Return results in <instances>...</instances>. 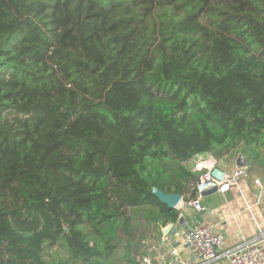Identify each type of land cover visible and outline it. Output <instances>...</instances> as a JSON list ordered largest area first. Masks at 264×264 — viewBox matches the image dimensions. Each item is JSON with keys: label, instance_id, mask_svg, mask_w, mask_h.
<instances>
[{"label": "trees", "instance_id": "1", "mask_svg": "<svg viewBox=\"0 0 264 264\" xmlns=\"http://www.w3.org/2000/svg\"><path fill=\"white\" fill-rule=\"evenodd\" d=\"M208 154L264 157V0H0V264H142Z\"/></svg>", "mask_w": 264, "mask_h": 264}, {"label": "built area", "instance_id": "2", "mask_svg": "<svg viewBox=\"0 0 264 264\" xmlns=\"http://www.w3.org/2000/svg\"><path fill=\"white\" fill-rule=\"evenodd\" d=\"M222 160L213 155H199L195 160L194 169L200 172L199 180L194 186L197 196L189 198L184 206H190L196 211L205 209L202 192L216 187L217 192L226 193L239 188L247 175L248 166L238 167L237 164L230 172L221 166ZM220 167L224 176L219 179L212 174L214 168ZM255 186L260 190L258 198L262 196L263 185L259 179L255 180ZM182 244L187 246L192 255L197 258V264H264V229L253 239L228 245L225 235L213 224L197 222L191 225L182 236ZM176 248L160 255L164 264H172L170 258L178 256ZM144 264H152L149 257L144 258Z\"/></svg>", "mask_w": 264, "mask_h": 264}, {"label": "crops", "instance_id": "3", "mask_svg": "<svg viewBox=\"0 0 264 264\" xmlns=\"http://www.w3.org/2000/svg\"><path fill=\"white\" fill-rule=\"evenodd\" d=\"M221 167L227 172L233 170L224 164ZM215 193L203 196L204 212L184 206L186 199L183 198L178 209H183L182 214L186 215L188 228L197 222L211 223L225 235L230 246L257 237L264 229V196L259 199V193L251 191L247 185L226 193ZM164 228L159 247H153L156 248V254L149 258L164 264L160 255L176 248L179 255L170 258L172 264H197V258L182 244V226L174 224L173 228L177 229V234L169 232L165 235Z\"/></svg>", "mask_w": 264, "mask_h": 264}, {"label": "water", "instance_id": "4", "mask_svg": "<svg viewBox=\"0 0 264 264\" xmlns=\"http://www.w3.org/2000/svg\"><path fill=\"white\" fill-rule=\"evenodd\" d=\"M236 164L238 167L247 166L246 157L243 154H240L236 160ZM224 172L225 171L222 168L217 167V168L213 169L212 174L215 177L221 179L224 176ZM152 191L162 202L166 203L171 208H177L178 209L180 202L183 200V196L179 193H166V192L158 189L157 187H153ZM215 192H217V188L213 187V188H209V189L204 190L202 192V195L207 196V195H210V194L215 193ZM178 210L181 211V215L178 219V224H180L182 226V230L180 233L184 235L186 233V230L188 229L187 219H186V215L182 214L183 209L179 208ZM173 227H174V223H170L169 225H167L164 228V234L167 235L169 232H172L173 234H177V229H175ZM142 264H144V263H142ZM152 264H161V263L158 262L157 260H153Z\"/></svg>", "mask_w": 264, "mask_h": 264}, {"label": "rangeland", "instance_id": "5", "mask_svg": "<svg viewBox=\"0 0 264 264\" xmlns=\"http://www.w3.org/2000/svg\"><path fill=\"white\" fill-rule=\"evenodd\" d=\"M247 159V158H246ZM247 175L244 178L241 186L247 185L251 191L260 192L259 188L255 186V180L259 179L263 185L262 198L264 196V157L260 160H247ZM216 194V193H215ZM205 205V204H204Z\"/></svg>", "mask_w": 264, "mask_h": 264}]
</instances>
